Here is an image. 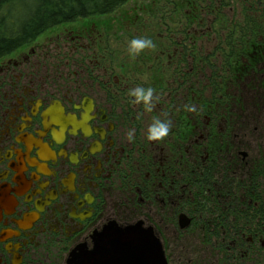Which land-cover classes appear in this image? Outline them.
<instances>
[{"label": "flooded vegetation", "instance_id": "flooded-vegetation-1", "mask_svg": "<svg viewBox=\"0 0 264 264\" xmlns=\"http://www.w3.org/2000/svg\"><path fill=\"white\" fill-rule=\"evenodd\" d=\"M184 1L194 10H204L196 0ZM156 4L153 0L147 8L155 9ZM117 9L100 15L115 17ZM144 12L145 8L139 7L130 19L111 22L133 25ZM92 16L96 15L79 18ZM109 28L104 27V35ZM96 33L102 34L93 24L79 31L64 29L53 48L37 45L38 36L0 57V264H68L73 251L92 249L95 236L111 223L151 227L172 264L169 240L194 223L182 206L189 203L197 211L199 165L218 162L220 172L228 171L227 176L243 168V160L229 168V154L220 152L229 151L232 141L227 130L240 120L239 113L237 121H230L224 107L240 110L244 103L239 97L230 96L227 102L222 96V100H210L208 113L200 120L195 90L189 104L195 105V111L185 108L184 116L179 111L174 119L171 103L174 99L180 102L184 84L178 58L168 64L166 77H162L164 64L152 74L158 88L149 111L152 115L145 118L144 105L133 103L128 94L139 82L146 87L140 80L143 77L117 71L108 50L99 57L94 47ZM87 37L90 40L85 43ZM66 38L72 42L64 46ZM69 52L74 53L71 59ZM78 52L81 55H75ZM89 61L96 65H84ZM71 62L84 66L76 68ZM164 86L165 91L161 89ZM213 105L222 109V134L214 131L218 126L215 121L204 124ZM166 116L170 122L174 120L171 126L175 131L180 132L183 126L184 134L168 133L149 140L150 121L154 117L165 120ZM132 128L135 139L129 141L127 133ZM198 133L204 134L200 136L204 145L199 144ZM214 141L220 142L221 150L210 145ZM246 186L245 181L237 184L243 204ZM248 197L251 205L253 199ZM225 212L217 216V225L222 226V219L226 223L230 215ZM183 218L188 225L182 226ZM251 229L246 226L230 235L236 239L230 245L239 253L243 241L247 239V246L253 243L250 235L257 237L255 246L264 252V229L248 232Z\"/></svg>", "mask_w": 264, "mask_h": 264}, {"label": "rangeland", "instance_id": "rangeland-1", "mask_svg": "<svg viewBox=\"0 0 264 264\" xmlns=\"http://www.w3.org/2000/svg\"><path fill=\"white\" fill-rule=\"evenodd\" d=\"M152 1L128 0L115 11L117 12L115 17L96 15L87 19L77 18L73 23L60 27H51L39 35L36 43L37 45L47 44V47L53 48L59 35L62 34V30L74 29L79 31L84 26L93 24L102 33L101 36L96 33L98 40L94 46L99 52V57L106 53L105 50H108V56L113 57L112 65L117 68V71L122 70L126 74L136 73L143 77L140 80L145 81L146 87L149 85L154 89V92H157L156 88L158 87L151 76L153 73L156 74V72L161 71L157 70V67L164 64L163 71L165 72L162 77H166L165 74L166 70H169L170 61L179 58L181 76L184 82L181 92L187 95L184 99L181 93L179 103L176 99L172 101L171 108L174 112L172 114L174 119H177L175 115L179 111L181 116H184V106L190 104L191 93L195 90L197 99L206 96L211 102L221 93H229L234 98L239 97L240 102L244 103L240 110L238 107L231 109H228V106L224 107L230 121H237L238 116H235L240 113V120L233 125L231 130H227V133L231 134V141L234 144L233 150H221L215 141L211 142L210 145L215 147L216 151L220 149L223 155L229 154V168L237 167L239 160H243V168L240 173L237 169L230 171L227 182L224 184L222 183L221 176L223 173L220 172L222 169L220 163L212 162L216 164L214 167L216 172L212 178L213 191L209 188L210 191L205 194L207 198H210V201L207 200L208 205L198 212L195 211V206L189 203L182 206L183 212L186 211L195 224L193 223L189 228L182 231L179 237L169 240L170 252L173 255L172 264H264V252L255 246L257 237L254 239L251 235L249 236L253 240L251 246H247V239L242 242L244 245L239 244V253L237 248L235 249L230 245L233 240H236L230 236L235 228H232L230 232L223 225H217V216L221 212H228L233 209L232 205L235 201L238 202L237 200L241 198L243 201L245 200L242 197L243 192L238 190L237 184L246 181L250 173H254L258 169L262 170L264 167V164H261L264 160V60L250 64V59L253 56L249 53L255 51L252 48L248 50L247 56H242L239 59L237 57V54L246 52L243 49L245 38L258 35L257 32L249 31L252 27L260 24L251 21L253 18L260 20L259 16L262 13L259 15L255 4L259 0H196L199 7L204 9L203 11L194 10L184 0H156L155 9L147 8ZM139 7L145 8V12L140 13V22L133 23V25L126 23L121 26L112 23H120L123 17L130 19ZM260 9H264V6H261ZM120 13L127 14L123 16ZM236 13L239 18H235ZM108 25L110 28L107 29V35H104V27ZM137 36L150 37L155 42L156 47L145 49L134 57L130 56L128 42ZM229 36H232L234 42L232 47L227 46ZM185 37H190V40H184ZM237 38L239 39L234 41ZM88 40H90L89 37L85 43H88ZM180 41L181 43L178 44ZM70 42L72 41L66 38L62 45H68ZM67 49L70 51L72 48L69 46ZM112 52H115V55ZM73 54L69 52L68 58L71 59ZM75 55H81V53L78 52ZM254 56L256 57V53ZM107 63L110 64L109 61ZM75 64H77L76 68L84 65L95 66L96 61H89L84 65L80 62L70 63L73 67ZM212 82H216V85H212ZM139 85H141L140 82ZM163 88L166 86L161 87L165 91ZM215 89L220 90V92H216V97L212 98ZM223 100V102H227L226 97ZM176 103H178L177 106ZM210 108L212 111L208 118L204 119V124L215 121L218 126L214 131L222 134L224 124L219 123V115L222 114V109H217L216 105ZM150 115H152L151 112L145 109V118L150 119ZM168 116L165 120L170 121ZM183 120L185 119L181 118V124H183ZM173 122L174 120L171 124H174ZM147 128L145 127V132ZM175 130V127L171 126L169 133L184 134L183 126H181L180 132ZM197 135L199 144L204 145L203 139L200 138L204 134L198 133ZM243 172L246 174L244 175ZM192 208L195 213H193ZM234 217V215H230L226 222L233 224L236 221ZM240 224L242 226L243 222ZM255 225L250 223L247 227L251 228ZM242 253L243 257L241 256Z\"/></svg>", "mask_w": 264, "mask_h": 264}, {"label": "trees", "instance_id": "trees-1", "mask_svg": "<svg viewBox=\"0 0 264 264\" xmlns=\"http://www.w3.org/2000/svg\"><path fill=\"white\" fill-rule=\"evenodd\" d=\"M127 1L128 0H0V57L33 41L45 30L53 26L72 21L79 17L110 13ZM255 4L257 7L256 10L259 11V15L262 14L259 16L260 20L253 18L251 21L255 24H260L256 27H252L249 32H257L258 35H251L249 38H245L243 49L246 50V52L237 54L239 59L242 56H247L250 48L255 49L256 52L254 51V53H256V57L259 59L250 51L249 54H251L253 58H256L255 60L251 58L250 64H255L259 62V60H264V9H260L261 6H264V0H259ZM235 18H239L237 13L235 14ZM240 37L241 35L239 38ZM239 38L234 41H237ZM184 40H190V37H185ZM232 45H234V42L232 41V36H229L227 46L232 47ZM212 85H216V82H212ZM216 92H220V90L215 89L213 98L216 97ZM230 96L229 93H221L219 97L222 99L226 97L227 101ZM219 97L214 99L221 100ZM197 100V115L201 120L204 118V115L208 113V103L210 99L204 96L202 99L198 97ZM232 128L233 126L229 127L230 130ZM216 144L220 147V142H216ZM233 147L232 143L229 144V151H232ZM261 164H264V160ZM214 167L215 165L211 163L199 165L200 171L197 173V212L203 210L206 205H208L207 200L209 198H207L205 194H207L208 189H211L213 186L212 178L213 174L216 172ZM227 172L223 173L222 180H224V182H227ZM245 182L247 184L245 187L246 201L244 204L241 203L240 200H237L238 202L235 201L232 205L233 209L228 211V213L225 212L227 215H234L236 221L231 224L227 222L224 223L222 219L221 222L223 227L230 230V232L232 228H235L230 235L240 232V230L244 229V227L250 223L256 224L252 226L255 231L251 229L248 230V232H256L264 229V186L262 185L264 184V167L262 170L258 169L254 173H250ZM248 196L253 199L251 205L249 204ZM255 203H258V206H254L253 204ZM257 218H260L261 221H257ZM241 222H243L242 226L240 224ZM239 240L242 242L241 239Z\"/></svg>", "mask_w": 264, "mask_h": 264}, {"label": "water", "instance_id": "water-1", "mask_svg": "<svg viewBox=\"0 0 264 264\" xmlns=\"http://www.w3.org/2000/svg\"><path fill=\"white\" fill-rule=\"evenodd\" d=\"M186 218L182 226L188 225ZM68 264H168L160 239L141 224H108L94 238L92 249L73 251Z\"/></svg>", "mask_w": 264, "mask_h": 264}, {"label": "clouds", "instance_id": "clouds-1", "mask_svg": "<svg viewBox=\"0 0 264 264\" xmlns=\"http://www.w3.org/2000/svg\"><path fill=\"white\" fill-rule=\"evenodd\" d=\"M155 42L147 36L133 37L128 42V53L130 56H136L145 49L155 48ZM129 96L133 98V103L143 104L147 111L152 110V102L154 98V89L152 87H144L138 85L130 88ZM188 111H195V105H185ZM171 128V122L168 120L154 117L152 122L148 125L147 136L149 140H156L165 137ZM129 141L135 139V129L132 128L127 133Z\"/></svg>", "mask_w": 264, "mask_h": 264}]
</instances>
